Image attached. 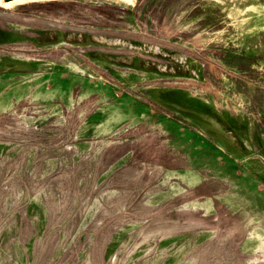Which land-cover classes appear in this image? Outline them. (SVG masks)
Wrapping results in <instances>:
<instances>
[{"label": "rangeland", "instance_id": "obj_1", "mask_svg": "<svg viewBox=\"0 0 264 264\" xmlns=\"http://www.w3.org/2000/svg\"><path fill=\"white\" fill-rule=\"evenodd\" d=\"M0 12V264H264V0Z\"/></svg>", "mask_w": 264, "mask_h": 264}, {"label": "crops", "instance_id": "obj_2", "mask_svg": "<svg viewBox=\"0 0 264 264\" xmlns=\"http://www.w3.org/2000/svg\"><path fill=\"white\" fill-rule=\"evenodd\" d=\"M4 3V2H3ZM5 4V3H4ZM1 13V12H0Z\"/></svg>", "mask_w": 264, "mask_h": 264}]
</instances>
